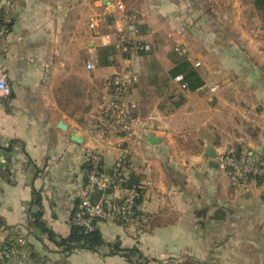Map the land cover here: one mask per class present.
I'll use <instances>...</instances> for the list:
<instances>
[{
    "label": "crops",
    "instance_id": "1",
    "mask_svg": "<svg viewBox=\"0 0 264 264\" xmlns=\"http://www.w3.org/2000/svg\"><path fill=\"white\" fill-rule=\"evenodd\" d=\"M255 1L13 0L12 29L0 38L12 87L0 97V242L13 230L27 244L25 258L8 264H131L109 254L114 246L137 248L148 264H264V183L236 184L218 164L221 154L240 147L257 157L264 146V14ZM96 13L106 18L98 34L89 28ZM125 30L147 56L119 49ZM105 48L115 51L108 66ZM187 70L216 92L181 90L171 74ZM126 71L138 75L129 131L106 130L109 82ZM87 151L102 155L109 175L123 164L142 193L132 221L98 223L97 252L65 253L59 242L72 232Z\"/></svg>",
    "mask_w": 264,
    "mask_h": 264
},
{
    "label": "built area",
    "instance_id": "2",
    "mask_svg": "<svg viewBox=\"0 0 264 264\" xmlns=\"http://www.w3.org/2000/svg\"><path fill=\"white\" fill-rule=\"evenodd\" d=\"M102 6V3L100 2ZM118 10L124 12L125 6L122 2L116 1ZM13 0H0V38L5 39L13 26L12 17ZM105 16L96 13L89 18V28L98 34L101 26L105 23ZM129 23V26L131 25ZM129 28V27H128ZM129 30H125L118 35V46L122 52L147 51V45L134 40L128 35ZM99 36V35H97ZM95 66L92 63L87 64L88 70H93ZM181 90L188 93L192 91L188 82L182 75L174 78ZM138 82V75L135 72L126 71L117 73L109 82L112 87L113 101L109 106L103 109V123L101 127L106 130H115L121 133H128L129 120L131 112L136 108L135 102L128 101L130 91ZM198 91L208 90L209 93H215L216 87L200 86ZM12 93V87L5 70L0 67V97L9 98ZM233 153V152H232ZM232 153L221 154L218 157L219 167L228 175L230 180L236 184L240 182L264 178V163L245 156L235 157ZM249 156L251 153H249ZM82 172L85 178L84 189L79 198V203L73 214L72 224L84 228L86 233L93 232L98 223L107 220L128 223L132 221L137 212L138 200L141 193L135 187L129 188L124 185L126 182L125 167L118 163L115 167V174H107L103 166V157L96 151H87L85 153ZM112 192L108 195L105 191ZM96 192L103 193L100 200L94 202L92 197ZM10 240L7 244L0 242V264H8L12 258L24 256L26 241L22 238H16L14 231L9 232ZM22 264V261H21Z\"/></svg>",
    "mask_w": 264,
    "mask_h": 264
},
{
    "label": "trees",
    "instance_id": "3",
    "mask_svg": "<svg viewBox=\"0 0 264 264\" xmlns=\"http://www.w3.org/2000/svg\"><path fill=\"white\" fill-rule=\"evenodd\" d=\"M255 5L258 10H260L264 14V0H256ZM140 55L147 56L148 52L143 50L138 52ZM115 55V51L111 48H105L100 53L101 58V65L108 66L111 65V57ZM173 77L178 75V72H173L171 74ZM184 80L188 82L190 89L195 90L198 89L200 86H202L204 83L202 79L200 78L199 74L194 70H187L185 75H183ZM232 155L239 158L242 156L256 159L259 163H264V158L261 156H249V152L243 153V150L237 148ZM84 168L87 167V165L83 166ZM115 172L113 173V175ZM260 183H264V178H257L256 179ZM126 187L132 188L135 187L139 190L140 193H142L141 187H140V180L139 177L131 174L128 177H126V182L124 183ZM108 195V191L104 192ZM103 193L96 192L93 194V201L96 202L100 200ZM140 199L138 200L137 204L139 203ZM79 203V201H78ZM77 203V204H78ZM74 214V213H73ZM73 218V215H72ZM59 245L63 249L65 253H72L76 250H91L97 252L100 248H102L105 243L101 236L100 231L98 230V227L93 232L86 233L84 228L76 226L72 224V232L69 237L61 239L59 242ZM109 254H123V256L126 258V260L131 264H148V259L143 256V254L137 249H128L123 250L119 246H114Z\"/></svg>",
    "mask_w": 264,
    "mask_h": 264
},
{
    "label": "water",
    "instance_id": "4",
    "mask_svg": "<svg viewBox=\"0 0 264 264\" xmlns=\"http://www.w3.org/2000/svg\"><path fill=\"white\" fill-rule=\"evenodd\" d=\"M59 127H60V129H62V130H67V129H68V125H66L64 122H61V123L59 124ZM75 136H76V133L74 132V133H73V137H72V139H73L75 142H77V143H81V142H82V138H76ZM150 142H151V143H155V142H156L155 137H152ZM215 154H216L215 151H214L212 148H209V150H208V155H210L211 157H215V156H216ZM251 155H253V154L251 153ZM260 156L264 158V146H263L262 149H261ZM211 166H214V167H215L216 165H213V163H212ZM108 192H111L110 189H108Z\"/></svg>",
    "mask_w": 264,
    "mask_h": 264
}]
</instances>
